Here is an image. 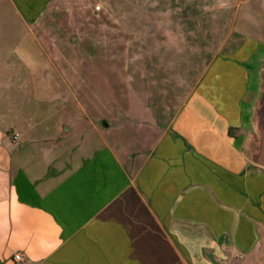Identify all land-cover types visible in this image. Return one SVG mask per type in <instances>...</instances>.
I'll return each mask as SVG.
<instances>
[{
  "label": "crops",
  "instance_id": "obj_1",
  "mask_svg": "<svg viewBox=\"0 0 264 264\" xmlns=\"http://www.w3.org/2000/svg\"><path fill=\"white\" fill-rule=\"evenodd\" d=\"M16 1L33 29L18 40L8 56L13 70L3 75L16 79V93L4 97L9 116L0 119V264H210L221 237L225 250L242 244L250 216L233 211L226 156L240 153L248 138L252 63L264 47V29L234 30L253 26L250 9L237 12L242 0H128L131 12L138 5L144 11L146 44H222L170 125L159 126L146 106L148 114L136 115L143 126L112 116L120 106L115 93L101 98L97 114H78L84 81L114 91L121 59L112 53V71L102 67L96 79L84 78V53L70 48L73 32L94 13L84 0ZM261 17L257 26H264ZM162 46L145 52L149 91L165 84L163 64L155 63L167 57ZM74 91L81 92L77 106ZM153 102L150 95L147 104ZM68 123L82 125L83 140L89 131L101 141L90 158H57L56 147L72 132Z\"/></svg>",
  "mask_w": 264,
  "mask_h": 264
},
{
  "label": "rangeland",
  "instance_id": "obj_2",
  "mask_svg": "<svg viewBox=\"0 0 264 264\" xmlns=\"http://www.w3.org/2000/svg\"><path fill=\"white\" fill-rule=\"evenodd\" d=\"M263 4L264 0H242L237 7V12L241 15L245 9H250L249 16L253 26H236L234 30L242 29L245 33L255 35L262 31L264 26H257V24L263 23L261 16H264V13L260 12V7ZM84 5L96 14L91 13L92 16L84 20V28L76 29V32H73L70 43L72 52L84 53V69L87 72L84 74V78L96 79L102 67L112 71L114 67L112 53L120 54L121 59L119 65H115L120 67V74L114 91L101 90L97 82L84 81V110L77 106L76 95L79 98L81 92L74 91L72 102L77 106L78 114L84 113L89 116L97 114V103L101 101V98L107 101L111 99L109 93H115V98L120 99L116 105L120 106L111 110L112 116L134 123V121H138L136 115L143 117L144 114H148L145 112L146 106L156 118L158 126L168 123L170 125L182 100L189 94L200 72L222 44L219 42H185L163 46L162 44H146L143 42L144 27H139V20L143 19L144 15L143 9H139L140 5H138V10L133 12L129 10L128 0H84ZM96 5L100 6L97 10L95 9ZM133 23H136L137 26H129ZM32 29L33 21L27 16L18 1L0 0V119H2V113H5L4 118L9 116L7 112L9 107L4 106V102H6L4 97L7 93H14V95L16 93L13 91L16 79L3 76L12 72V63L16 61L8 59V56L15 51L18 40ZM221 30L218 28L217 32ZM130 34H136V42H133ZM151 45L154 50H158L162 46L167 57L155 60L157 65H160L161 62L163 64L165 84L161 89L149 91L145 82L147 73L145 52L151 50ZM8 86L10 89H4ZM150 95L154 100L153 105L147 104ZM75 106L74 111L76 110ZM15 109L17 110V108ZM138 124L140 125L141 122L138 121ZM141 125L143 126V124ZM68 126L72 127L71 134L64 139V143L55 149L58 159H61L65 153L72 154L74 159L83 156L90 158L94 151L102 146L101 141L95 139L96 135L89 131H85L84 140L82 139L80 123H68ZM13 128L17 130L18 125L15 124ZM7 133L10 140L14 142L12 130ZM82 144L84 150L83 147L80 148ZM168 148L173 153L177 149L173 144H170ZM226 157V164H228L226 168L233 172V211H248L250 223L246 235L243 236L244 240L242 237V244H234L236 247H229L225 250L224 247L228 243L225 238H220L218 243L221 251L211 253L213 256L210 264H264V169L248 162L242 149L240 153L234 149L233 153L227 154ZM230 163L231 166H229ZM140 183L143 187L147 183L144 175L140 178ZM220 189H218V193H220ZM196 190L200 193L203 192L202 189H195L193 192ZM252 224H255L254 227ZM190 262L193 263L191 258Z\"/></svg>",
  "mask_w": 264,
  "mask_h": 264
},
{
  "label": "water",
  "instance_id": "obj_3",
  "mask_svg": "<svg viewBox=\"0 0 264 264\" xmlns=\"http://www.w3.org/2000/svg\"><path fill=\"white\" fill-rule=\"evenodd\" d=\"M252 66L255 70V87L251 97L248 116L250 130L242 149L243 154L253 164L264 168V47L255 58ZM66 130L60 132V136Z\"/></svg>",
  "mask_w": 264,
  "mask_h": 264
},
{
  "label": "built area",
  "instance_id": "obj_4",
  "mask_svg": "<svg viewBox=\"0 0 264 264\" xmlns=\"http://www.w3.org/2000/svg\"><path fill=\"white\" fill-rule=\"evenodd\" d=\"M99 8H100L99 5H96V6H95V9H96V10L99 9ZM14 139L16 140V134H14ZM14 258H15L16 260H20V259L22 258V254H21L20 252L15 253V254H14Z\"/></svg>",
  "mask_w": 264,
  "mask_h": 264
}]
</instances>
